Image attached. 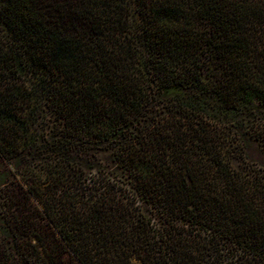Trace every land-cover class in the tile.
<instances>
[{
    "label": "trees",
    "instance_id": "obj_1",
    "mask_svg": "<svg viewBox=\"0 0 264 264\" xmlns=\"http://www.w3.org/2000/svg\"><path fill=\"white\" fill-rule=\"evenodd\" d=\"M264 0H0V264H264Z\"/></svg>",
    "mask_w": 264,
    "mask_h": 264
},
{
    "label": "rangeland",
    "instance_id": "obj_2",
    "mask_svg": "<svg viewBox=\"0 0 264 264\" xmlns=\"http://www.w3.org/2000/svg\"><path fill=\"white\" fill-rule=\"evenodd\" d=\"M252 157H254V159L257 160V161H264V158H262L259 155H254V156L252 155Z\"/></svg>",
    "mask_w": 264,
    "mask_h": 264
}]
</instances>
